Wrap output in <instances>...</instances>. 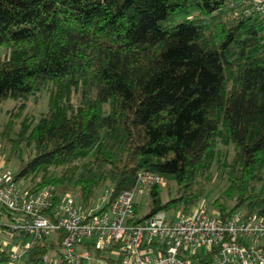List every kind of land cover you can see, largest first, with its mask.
<instances>
[{
    "label": "trees",
    "instance_id": "trees-1",
    "mask_svg": "<svg viewBox=\"0 0 264 264\" xmlns=\"http://www.w3.org/2000/svg\"><path fill=\"white\" fill-rule=\"evenodd\" d=\"M232 1L0 0V111L14 102L0 142L13 181L89 204L150 171L166 186L152 189L144 215L135 202L138 223L189 212L217 175L220 219L262 214L264 14L234 18ZM42 92L47 110L34 119L25 110ZM63 234L39 240L25 262L60 257ZM9 259L0 248V264Z\"/></svg>",
    "mask_w": 264,
    "mask_h": 264
},
{
    "label": "built area",
    "instance_id": "built-area-1",
    "mask_svg": "<svg viewBox=\"0 0 264 264\" xmlns=\"http://www.w3.org/2000/svg\"><path fill=\"white\" fill-rule=\"evenodd\" d=\"M231 6L234 18L264 14V0H235ZM12 175L13 168L0 165V226L16 234L0 229V248L10 257L6 264H18L38 239L57 231L64 233L59 262L45 254L43 264H264V212H236L222 220L198 202L187 213L161 210L131 222L137 199L166 186L150 171L139 173L135 187L113 199L111 187H102L89 204L72 193L58 198L53 186L17 187ZM25 234L30 239L19 236ZM197 256L209 258L194 263Z\"/></svg>",
    "mask_w": 264,
    "mask_h": 264
},
{
    "label": "rangeland",
    "instance_id": "rangeland-1",
    "mask_svg": "<svg viewBox=\"0 0 264 264\" xmlns=\"http://www.w3.org/2000/svg\"><path fill=\"white\" fill-rule=\"evenodd\" d=\"M5 52H6L5 49L0 47V56H4ZM47 101H48L47 93L46 92L40 93L37 97L31 98L28 101L25 113L28 114L30 117L37 119L42 113H44L47 110ZM13 105H14L13 101H7L5 105L2 106L1 111H0V122L1 123H5L8 120L9 110L12 109ZM3 147L4 146L0 142V165H3L4 167L14 168L15 161H11V162L7 161L8 150ZM215 175H216V172H215ZM225 183H226L225 178L219 177L216 175L212 183L209 185L207 195L205 196L203 200L200 201V203L203 204V206L206 207L208 211H213V209L211 208L210 202L212 201L214 197L218 196L222 192ZM17 184L22 187L25 186L24 181L18 182ZM162 198L163 200L167 198L165 192H163ZM146 200L147 199L145 197H139L137 199V202H138L137 213L139 216H142L147 212ZM5 220H6V217L2 216L1 221L3 222ZM11 237H14V235H12ZM49 254H52V253H49ZM59 259L60 258L56 256L55 263H58ZM16 262L18 264H25V256L18 259Z\"/></svg>",
    "mask_w": 264,
    "mask_h": 264
},
{
    "label": "bare ground",
    "instance_id": "bare-ground-1",
    "mask_svg": "<svg viewBox=\"0 0 264 264\" xmlns=\"http://www.w3.org/2000/svg\"><path fill=\"white\" fill-rule=\"evenodd\" d=\"M12 182H13L17 187H20L17 183H15V182L13 181V175H12ZM48 187H50V186H48ZM4 212H5V213H8V212L5 211V210H4ZM0 229H2V225L0 226ZM25 236L28 237V238H25V237H24L25 239H30V236H29V235L25 234ZM48 237H49V235H45V236H43L42 238L38 239L37 242H38L39 240H41V239L48 238ZM37 242H36V243H37ZM34 244H35V243H34ZM60 247H61V244H60ZM61 249H62V248H61Z\"/></svg>",
    "mask_w": 264,
    "mask_h": 264
},
{
    "label": "crops",
    "instance_id": "crops-1",
    "mask_svg": "<svg viewBox=\"0 0 264 264\" xmlns=\"http://www.w3.org/2000/svg\"><path fill=\"white\" fill-rule=\"evenodd\" d=\"M22 187V186H21Z\"/></svg>",
    "mask_w": 264,
    "mask_h": 264
}]
</instances>
